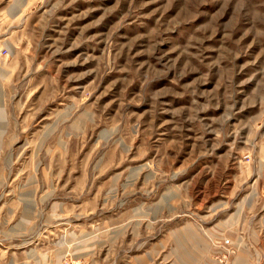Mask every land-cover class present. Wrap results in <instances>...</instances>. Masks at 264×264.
Wrapping results in <instances>:
<instances>
[{"label":"rangeland","instance_id":"obj_1","mask_svg":"<svg viewBox=\"0 0 264 264\" xmlns=\"http://www.w3.org/2000/svg\"><path fill=\"white\" fill-rule=\"evenodd\" d=\"M0 264H264V0H0Z\"/></svg>","mask_w":264,"mask_h":264}]
</instances>
